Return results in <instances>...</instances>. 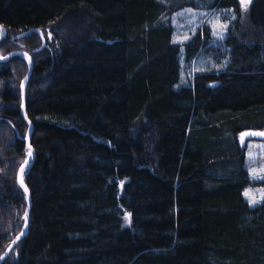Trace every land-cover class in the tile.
Segmentation results:
<instances>
[{"label": "trees", "instance_id": "16d2710c", "mask_svg": "<svg viewBox=\"0 0 264 264\" xmlns=\"http://www.w3.org/2000/svg\"><path fill=\"white\" fill-rule=\"evenodd\" d=\"M178 0H0V264H264V0L172 42ZM25 36L14 37L28 29ZM197 55L213 66L181 75ZM24 54L31 59V66ZM3 57H6L2 60ZM261 129V128H260ZM243 134L240 143V133Z\"/></svg>", "mask_w": 264, "mask_h": 264}, {"label": "rangeland", "instance_id": "374dc122", "mask_svg": "<svg viewBox=\"0 0 264 264\" xmlns=\"http://www.w3.org/2000/svg\"><path fill=\"white\" fill-rule=\"evenodd\" d=\"M255 0H245L242 6L240 3L241 18L249 11ZM213 0H178L175 3H180L181 6L172 10L168 17L170 18L173 27L172 42L185 43L195 32L208 28L212 35V40L215 46L219 45L220 39L226 35L230 20L235 16L231 8H211L210 4ZM220 25L225 27L220 28ZM181 75L184 77L191 72H198L207 65L213 66L216 57L214 54L197 55L186 66L184 59V51L179 54ZM261 128V129H260ZM256 129H249L247 131H259L262 136L256 137L249 135L245 139V167L248 169L249 177L253 180L264 178V125ZM246 132H241L242 137ZM240 137V138H241ZM243 196L250 205H255L264 199V186H248L243 190ZM247 194V195H246Z\"/></svg>", "mask_w": 264, "mask_h": 264}, {"label": "water", "instance_id": "95a60500", "mask_svg": "<svg viewBox=\"0 0 264 264\" xmlns=\"http://www.w3.org/2000/svg\"><path fill=\"white\" fill-rule=\"evenodd\" d=\"M31 31H38L40 33V30L38 29H28L27 31L23 32V33H20L18 35H16L14 38L15 39H19L23 36H25L27 33L31 32ZM5 35V28L3 26H0V38L2 36ZM25 57L27 58L28 62H29V65L31 66V59L30 57L27 55V54H24ZM6 57H3L2 60H4ZM22 101H21V113L23 115V117L27 120L28 122V132H27V135H26V146L28 149L31 150V155L29 156L28 159H26L25 161H27V163H24L20 166L19 170H18V173H17V183L20 184L23 188V190L25 191V189H27V191H25L26 193V199H27V205H26V209H25V213H24V225H23V229L21 230V232L13 239V241L10 243V245L7 247V249L0 255V262L8 255V253L12 250V248L15 246V244L17 243L18 239L20 237H22L26 231H27V226H28V216H29V209H30V206H31V203H30V196H29V191H28V188L27 186L25 185L24 181H23V177H22V174H23V171L24 169L26 168V165L29 164L31 161H32V158H33V155H34V152H33V149H32V146L30 145V132L32 131V124L31 122L28 120V118L26 117V114H25V92H24V83L22 85ZM242 140H243V136L240 138V143H242ZM23 166V171H21V167Z\"/></svg>", "mask_w": 264, "mask_h": 264}, {"label": "snow or ice", "instance_id": "6c2138e0", "mask_svg": "<svg viewBox=\"0 0 264 264\" xmlns=\"http://www.w3.org/2000/svg\"><path fill=\"white\" fill-rule=\"evenodd\" d=\"M244 2H245V0H241V4H242V6L244 5ZM220 28H223V27H225L224 25H220L219 26ZM29 155H31V150L29 149ZM25 163H27V161H25ZM21 171H23V166L21 167ZM23 186V185H22ZM25 191H27V189H25ZM247 195V194H246Z\"/></svg>", "mask_w": 264, "mask_h": 264}]
</instances>
